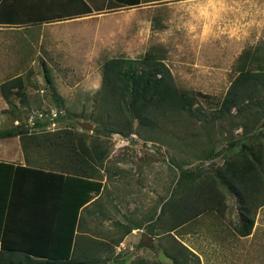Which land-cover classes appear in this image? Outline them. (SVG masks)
I'll return each mask as SVG.
<instances>
[{
    "label": "rangeland",
    "instance_id": "obj_1",
    "mask_svg": "<svg viewBox=\"0 0 264 264\" xmlns=\"http://www.w3.org/2000/svg\"><path fill=\"white\" fill-rule=\"evenodd\" d=\"M182 1L189 0H142L125 26L94 43L86 38V46L62 45L66 37L26 45L19 37L0 36V85L20 78L10 90L14 107L9 109L0 93V130L26 129L21 139H8L19 143L25 163L80 171L83 160L74 158L73 150L69 156L51 143L63 136L72 145L81 136L103 152L101 161L92 163L93 177L104 179L105 186L88 208L93 254L83 264H172L164 252L171 251L172 240L196 255L189 264H251L245 261L250 255L252 264L263 262L264 186L251 191L253 225L241 236V203L216 174L227 176L226 165L237 154L246 155L242 140L259 135L264 148V118L243 130L230 117H217L216 110L239 69L263 68L264 18L246 8L253 0H229L234 9L245 5V12L227 16L216 32L193 20ZM146 54L162 61L175 86L196 98L194 115L155 111L147 124L131 120L127 132L126 113L113 98L99 94L101 66L111 58ZM45 134L49 137L42 139ZM134 225L140 230L131 231Z\"/></svg>",
    "mask_w": 264,
    "mask_h": 264
},
{
    "label": "crops",
    "instance_id": "obj_2",
    "mask_svg": "<svg viewBox=\"0 0 264 264\" xmlns=\"http://www.w3.org/2000/svg\"><path fill=\"white\" fill-rule=\"evenodd\" d=\"M139 1L136 5H124L113 0H0V36L19 37L26 45L37 39L41 43L42 38L66 37L68 41L62 45L86 46L89 43L86 38H91L94 43L96 37H108L111 32L116 33L120 26H125L127 17L136 16L141 10L142 0ZM183 4L187 5L193 20L216 32L221 31L227 16L241 17L245 12L242 10L245 5L238 4L234 9L229 0H189ZM126 8L130 9L124 10ZM246 8L259 15L261 20L264 18V0L250 1ZM48 41L53 43V40ZM10 138H0V162L15 167L26 165L19 143L14 144L8 140ZM11 170L0 165V259L4 264H10L12 260H16L17 264L49 260L48 257L35 255H29V259L24 252L45 256L54 251H64L70 229L68 221L75 203L73 199L78 191L83 193L79 187L81 184L44 172L18 170L12 175ZM43 170L49 171L48 168ZM93 180H98L101 187L97 192L90 191L89 200L79 207L71 241L69 258L79 264L93 254V245L87 239L93 238L89 231L93 215L88 222V208L101 196L105 186L104 179ZM117 207L123 211L122 206ZM84 213L85 221L82 220ZM63 230H66L65 236ZM134 230L140 228L134 225L131 231ZM8 248L16 251L10 253ZM250 256L245 261L252 264L254 256Z\"/></svg>",
    "mask_w": 264,
    "mask_h": 264
},
{
    "label": "trees",
    "instance_id": "obj_3",
    "mask_svg": "<svg viewBox=\"0 0 264 264\" xmlns=\"http://www.w3.org/2000/svg\"><path fill=\"white\" fill-rule=\"evenodd\" d=\"M113 1L124 5H136L140 2L139 0ZM245 55H242L240 59L242 60ZM42 68L44 78L46 82L49 83L51 78L44 63H42ZM101 77L99 94L101 96L113 98L117 101L116 103L120 111L126 113L128 121L123 124V126L126 128L127 132L130 130L129 125L131 120H137L138 123L143 125L147 124L151 121L155 111L157 115L174 111H184L190 115H194L193 107L196 103V98L188 94L185 90H179L175 86L167 66L162 61L149 54L139 59H122V57H115L105 60L101 66ZM9 81L0 85V93L10 109L14 107L9 98L11 95L10 90L19 86L20 78L15 77ZM232 109H234V114L231 113ZM216 113L219 118L230 117L231 122L241 127L243 130L248 129L249 126H257L258 121L264 118V66L262 69L259 67L239 69L238 74L224 94ZM211 119H213V116ZM26 132V129L20 128L19 126L5 128L0 130V138L15 136H19L20 138L25 135ZM46 137H49V134L43 135L42 139ZM64 139L65 137L63 136V140L57 143L51 141V143L52 145L55 144L62 148L61 151L65 150L67 155H69L67 152L73 150V157L83 160L80 171H77V169H72V172H56L52 169L44 171V168H35L28 164L24 166L16 165L15 167L11 164L0 162V165L3 164L12 168V175L16 174L18 170L44 172L80 182L81 185L79 187L83 189V193L78 191L76 193L78 197L75 195L73 199L75 203L73 205V213L70 215V220L68 221L70 229L67 239L65 237L66 245L64 251H54V253H47L45 256L24 252V255L26 257L28 256L27 258L29 259V255L50 258L49 260H44L42 262L36 261L31 264H79L69 258L77 211L81 205L89 200V192H97L101 187V183L98 180H93L95 168H92V163L101 161L103 152L98 150L97 145H92L91 148L87 146L81 136L76 138L75 145H72ZM260 139L261 137L257 135L255 139L250 141L246 142L242 140V150H244L246 155L237 154L236 159L231 161L234 163L226 165V171L228 172L227 176H224L223 173L220 174L221 172L216 174V177L222 180L223 184H225L229 190L234 191V194L241 203L240 219L242 222L238 228L239 235L241 236L248 235L253 225V219L249 217L251 191L252 189H259L261 186H264V180H262L264 177V148H262ZM34 141H37V139ZM41 141L42 140H38L37 144H41ZM232 145H234V143L229 144V146ZM73 146H76V148ZM71 166L69 165L67 168ZM84 166L85 168H83ZM164 206L165 204L160 206L159 213L155 215V221L160 220L164 212ZM188 218H190V216L186 217V219ZM181 220L182 219L178 221L180 222ZM65 232L66 230H63L64 236ZM7 250L10 253L16 251L13 248H8ZM164 252L166 256L172 260V264H189V257L195 256L175 240H172L171 251L167 252L164 249ZM0 264H4L1 259ZM10 264H17L16 260H12Z\"/></svg>",
    "mask_w": 264,
    "mask_h": 264
},
{
    "label": "water",
    "instance_id": "obj_4",
    "mask_svg": "<svg viewBox=\"0 0 264 264\" xmlns=\"http://www.w3.org/2000/svg\"><path fill=\"white\" fill-rule=\"evenodd\" d=\"M82 126L87 129H91L92 127L90 124H86V123H82Z\"/></svg>",
    "mask_w": 264,
    "mask_h": 264
}]
</instances>
